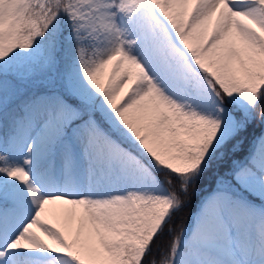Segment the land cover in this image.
Returning a JSON list of instances; mask_svg holds the SVG:
<instances>
[{
	"label": "snow or ice",
	"instance_id": "obj_1",
	"mask_svg": "<svg viewBox=\"0 0 264 264\" xmlns=\"http://www.w3.org/2000/svg\"><path fill=\"white\" fill-rule=\"evenodd\" d=\"M0 264H264V0H0Z\"/></svg>",
	"mask_w": 264,
	"mask_h": 264
},
{
	"label": "trees",
	"instance_id": "obj_2",
	"mask_svg": "<svg viewBox=\"0 0 264 264\" xmlns=\"http://www.w3.org/2000/svg\"><path fill=\"white\" fill-rule=\"evenodd\" d=\"M188 210H185V212H187Z\"/></svg>",
	"mask_w": 264,
	"mask_h": 264
},
{
	"label": "rangeland",
	"instance_id": "obj_3",
	"mask_svg": "<svg viewBox=\"0 0 264 264\" xmlns=\"http://www.w3.org/2000/svg\"><path fill=\"white\" fill-rule=\"evenodd\" d=\"M105 80H106V77H105ZM127 87V86H126Z\"/></svg>",
	"mask_w": 264,
	"mask_h": 264
}]
</instances>
